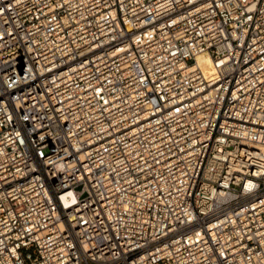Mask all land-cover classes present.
Masks as SVG:
<instances>
[{
  "label": "built area",
  "instance_id": "built-area-1",
  "mask_svg": "<svg viewBox=\"0 0 264 264\" xmlns=\"http://www.w3.org/2000/svg\"><path fill=\"white\" fill-rule=\"evenodd\" d=\"M0 264H264V0H0Z\"/></svg>",
  "mask_w": 264,
  "mask_h": 264
},
{
  "label": "bare ground",
  "instance_id": "bare-ground-1",
  "mask_svg": "<svg viewBox=\"0 0 264 264\" xmlns=\"http://www.w3.org/2000/svg\"><path fill=\"white\" fill-rule=\"evenodd\" d=\"M197 57L205 68H211V59L207 51L200 52Z\"/></svg>",
  "mask_w": 264,
  "mask_h": 264
}]
</instances>
